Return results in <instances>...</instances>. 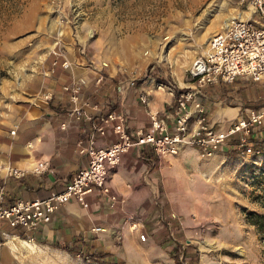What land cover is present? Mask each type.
Returning <instances> with one entry per match:
<instances>
[{
    "label": "rangeland",
    "instance_id": "374dc122",
    "mask_svg": "<svg viewBox=\"0 0 264 264\" xmlns=\"http://www.w3.org/2000/svg\"><path fill=\"white\" fill-rule=\"evenodd\" d=\"M249 4L0 0V123L21 102L43 93L52 58L83 49L119 73L154 77L160 86L185 91L192 63L231 19L248 17ZM259 149L201 155L199 170L161 195L172 198L159 206L174 233L141 256L114 263L24 245L8 250L7 239L0 238V264H264V243L249 218L253 211L264 213V148Z\"/></svg>",
    "mask_w": 264,
    "mask_h": 264
},
{
    "label": "crops",
    "instance_id": "0c3cea01",
    "mask_svg": "<svg viewBox=\"0 0 264 264\" xmlns=\"http://www.w3.org/2000/svg\"><path fill=\"white\" fill-rule=\"evenodd\" d=\"M61 56L49 62L43 93L21 102L0 123V164L10 163L25 171L23 177L0 179L6 204L45 199L63 191L89 165L91 145L106 148L117 140L111 123L104 124V133L98 130L111 112L126 117L127 130L136 139L148 131L151 112L167 113L179 94L167 85L160 86L154 77L137 79L119 73L85 49ZM132 79H136L134 86ZM76 87L80 88L76 103L80 118L73 113ZM194 100L204 107L211 124L226 128L248 111L263 109L264 80L219 81L198 91ZM192 109L197 116L195 105ZM168 121L172 130L174 120L170 117ZM250 139L256 151L264 148V123L253 128ZM229 148L239 149L227 144L219 151ZM200 160L199 150L191 145L166 158H159L149 144L135 145L109 170L108 192L95 188L87 195V206L72 199L35 232L1 222L0 238L7 239L8 250L27 241L34 249L114 263L141 256L147 247L155 248L174 233L170 223L163 222L165 213L159 206L172 198L161 195H168L167 187L175 180L180 184L183 177H189L190 170L198 171ZM39 162L47 163V169L36 173ZM141 234H146V240Z\"/></svg>",
    "mask_w": 264,
    "mask_h": 264
},
{
    "label": "built area",
    "instance_id": "2783aa9c",
    "mask_svg": "<svg viewBox=\"0 0 264 264\" xmlns=\"http://www.w3.org/2000/svg\"><path fill=\"white\" fill-rule=\"evenodd\" d=\"M251 8L246 18H233L223 31L213 35L207 53L195 59L188 70L189 89L179 92L175 103L167 113L151 112L150 127L135 139L127 130L126 117L111 112L102 119L98 130L104 133V124L111 123L117 140L106 148L88 149L89 165L75 175L66 188L52 193L45 199H19L12 204L5 203L0 185V223L20 228L26 233L37 231L50 223L55 213L72 199L87 206V195L95 188L108 192L109 170L119 164L124 153L135 145L149 144L159 158L176 156L184 146L196 147L204 157H210L225 145L252 152L254 146L251 134L254 127L264 123V107L250 110L246 116L230 121L226 128L217 127L208 120L204 107L195 102V94L202 88L219 81L233 84L237 79L264 80V0H248ZM56 63V62H55ZM102 80V78H99ZM136 79L130 81L134 86ZM80 88L74 89L72 101L74 114L80 118L81 109L76 107ZM146 102V95L141 96ZM195 105L196 113L193 111ZM173 118V129L169 118ZM15 133V131H12ZM47 169V163L39 162L36 173ZM25 171L12 164H0V179L11 176L23 177ZM97 231L101 228H97ZM2 234H5L1 231ZM140 238L146 240V234Z\"/></svg>",
    "mask_w": 264,
    "mask_h": 264
},
{
    "label": "trees",
    "instance_id": "16d2710c",
    "mask_svg": "<svg viewBox=\"0 0 264 264\" xmlns=\"http://www.w3.org/2000/svg\"><path fill=\"white\" fill-rule=\"evenodd\" d=\"M262 205L264 207V199L262 201ZM249 218L252 225L255 226L258 234L260 235L261 240L264 243V213L253 211L249 213Z\"/></svg>",
    "mask_w": 264,
    "mask_h": 264
},
{
    "label": "bare ground",
    "instance_id": "6f19581e",
    "mask_svg": "<svg viewBox=\"0 0 264 264\" xmlns=\"http://www.w3.org/2000/svg\"><path fill=\"white\" fill-rule=\"evenodd\" d=\"M248 14H249V13H248ZM248 14H247V16L250 15V14H249V15H248ZM240 17H241V16H240ZM22 242H23L22 244H24L25 247H26L27 249H32V250L34 249V245H33V244H31V243H29V242H27V241H22ZM14 248H16V247H14ZM21 248H22V246H21ZM15 250H16V249H15Z\"/></svg>",
    "mask_w": 264,
    "mask_h": 264
}]
</instances>
